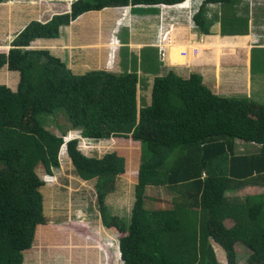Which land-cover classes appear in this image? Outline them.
<instances>
[{"label": "trees", "instance_id": "1", "mask_svg": "<svg viewBox=\"0 0 264 264\" xmlns=\"http://www.w3.org/2000/svg\"><path fill=\"white\" fill-rule=\"evenodd\" d=\"M185 1L75 0L70 12L29 23L9 52H0V71L7 67L20 73L16 91L0 85V264H24V253L39 236L63 246L70 235L67 227L65 232L47 228L41 192L45 181L37 173L43 167L53 177L61 167L67 135L54 134L40 119L56 114H63L89 142L114 139L121 146L98 158L79 149L80 139L66 143L76 174L98 181L102 222L120 234L123 264H220L214 242L229 264L239 262L237 244L249 250L248 264H264V194L229 197L248 187H264L260 97H222L201 75L184 78L172 71L154 80L151 104L145 106L138 98L136 72L75 74L49 50L32 49L38 40L59 39L64 28L88 12ZM245 1L205 0L194 17L198 31L210 34L209 6L218 5L231 34H246L248 18L239 16ZM236 141L260 148L236 154ZM121 175L136 177L130 220L110 217L105 207ZM153 186L178 195L173 208L145 207L146 188ZM76 225L79 231L73 235L83 237L87 224Z\"/></svg>", "mask_w": 264, "mask_h": 264}, {"label": "crops", "instance_id": "2", "mask_svg": "<svg viewBox=\"0 0 264 264\" xmlns=\"http://www.w3.org/2000/svg\"><path fill=\"white\" fill-rule=\"evenodd\" d=\"M204 1L188 0L182 5H130L85 13L64 28L59 39H55L67 40L70 64L62 56L55 55L66 62L75 74L83 75L95 70L136 72L140 77L138 98L145 106L151 104L152 96L149 98L147 91L152 93L157 77L185 69L190 71L188 78L194 73L202 74L205 84L219 96H224L219 88L221 79L228 81V88H237L236 94L227 97L257 99L261 94L264 96V62L259 56L261 54L264 60V16L253 13L251 0L241 2L239 16L248 18L246 34L232 35L229 24L220 19V6L210 5L211 32L205 35L198 31L194 21ZM24 4V0L0 4L3 7L0 43L7 44L5 47L8 48L0 52L8 53L16 36L33 21ZM84 50L85 55L82 54ZM212 73L217 75L218 86L216 77V82H212ZM254 81L261 83L257 89ZM245 85L246 92H238ZM103 227L109 233H116ZM89 229L87 225V231ZM104 236L99 235V238L104 240ZM82 252L85 256L92 253L93 259L95 254L97 264L105 261L99 246L91 244ZM118 255L122 259L120 253ZM78 263L86 264V257L80 258Z\"/></svg>", "mask_w": 264, "mask_h": 264}, {"label": "rangeland", "instance_id": "3", "mask_svg": "<svg viewBox=\"0 0 264 264\" xmlns=\"http://www.w3.org/2000/svg\"><path fill=\"white\" fill-rule=\"evenodd\" d=\"M24 1V5L28 8V12L30 11V19L33 21L37 20L46 22L56 14L69 12L72 3L75 0ZM251 3H253V7H251L253 13H258L260 17H263L264 0H251ZM254 5H257L256 9ZM2 13L3 7L0 6V18L2 17ZM67 44L66 39H61L59 41L43 40L34 43V48L32 49L49 50L53 55L56 54L62 56V58L67 60L68 64H70L68 51L70 47H68ZM5 46H7V44L0 43V51L4 50L6 48ZM82 54L85 55V50L82 51ZM76 67L77 66H75V68ZM187 70L188 69H185L177 74L181 77L188 78L190 71L187 72ZM113 73L122 74L117 71H114ZM213 74L214 73H212V82H216L217 80L218 86L219 80L217 79V75ZM201 76L203 78V83L205 84V78L202 74ZM19 82V72H11L7 68L0 71V85H7L12 90L16 91ZM212 82L209 86L212 85ZM227 82L228 81L224 82L223 79H221V86L219 85V88L221 87L220 92L224 95L222 97H227L231 94H236L237 92V88H228ZM258 85H261V83H255L256 89L258 88ZM246 90L247 85H245V87H241L238 92L244 93ZM147 93L149 94V98H151L152 93L148 91ZM260 101H264V96L262 94L260 96ZM40 119L44 122L46 128L54 134L58 136L67 135L65 137L67 140L74 138L80 139L79 149L87 156L101 158L107 153L116 151L117 147H121L118 143H116V141L112 140L88 142L84 138L81 139L80 132L72 130L71 123L68 122L67 118L63 114L41 116ZM259 148L260 147L256 144H247L245 142L236 141L234 151L236 154H248L257 152ZM60 160L61 167L54 170L53 177L48 176L43 167L38 168L37 173L40 178L45 181V186L41 188V192L44 197L45 216L49 220L47 228H54L58 231L62 230V232H65V227H67L70 235L66 237V241L63 246L48 243L49 241L45 240L42 236H39V238L37 237V240L33 243L32 248L26 252L25 264H82L78 263L82 257H86V264H97L95 254V259H93V256L91 255L92 253L85 256L82 252V249L90 246L91 244L99 246L103 257L107 258L102 259L105 261L101 264H123L122 259L118 255V253H120L118 252L120 246V234L117 232L109 233L101 223L102 215L96 192V186L98 183L97 179L90 181H84L81 179L74 171L72 163L68 158L67 151L61 152ZM133 177L136 178L135 176ZM133 179L131 178V175H121L117 177L114 191L108 194L105 199V207L110 217L115 216L124 220H130L135 203L136 190ZM255 194H264V187H248L240 192L230 193L229 197L244 199L248 195ZM145 195V207L147 209L155 210L173 208V199L178 196L163 186L147 187ZM77 223H85L89 226L90 229L88 231L87 228L85 229L87 231L85 232V237H76L73 235V233L76 234V231H79L78 226L76 225ZM230 225H232V222L228 221V226ZM41 232L42 234L46 233L45 230H41ZM103 234H105L104 240L99 238V235ZM213 245L215 247L219 263L229 264L226 254L222 248L215 242ZM236 250L239 255L238 264H248L246 260L248 258L249 250L241 244L236 245Z\"/></svg>", "mask_w": 264, "mask_h": 264}, {"label": "clouds", "instance_id": "4", "mask_svg": "<svg viewBox=\"0 0 264 264\" xmlns=\"http://www.w3.org/2000/svg\"><path fill=\"white\" fill-rule=\"evenodd\" d=\"M186 1H188V0H186ZM185 1V2H186ZM183 3H181V5H182ZM178 5V4H177ZM121 8H125V7H121ZM70 10H71V8H70ZM70 12V11H69ZM80 136H81V134H80ZM74 139H78V138H74ZM81 139H82V136H81ZM72 140V139H71ZM68 141H70V140H67L66 138H65V143H67ZM67 151V150H66Z\"/></svg>", "mask_w": 264, "mask_h": 264}, {"label": "water", "instance_id": "5", "mask_svg": "<svg viewBox=\"0 0 264 264\" xmlns=\"http://www.w3.org/2000/svg\"><path fill=\"white\" fill-rule=\"evenodd\" d=\"M66 150H67V144L65 143L64 146L62 147V151H66ZM62 151H61V152H62ZM120 255L122 256V254H121V250H120Z\"/></svg>", "mask_w": 264, "mask_h": 264}]
</instances>
